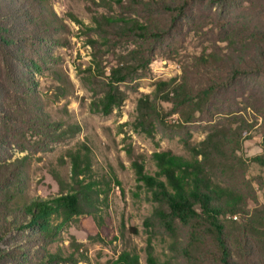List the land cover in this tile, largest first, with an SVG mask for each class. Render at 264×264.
Returning <instances> with one entry per match:
<instances>
[{"label": "rangeland", "instance_id": "obj_1", "mask_svg": "<svg viewBox=\"0 0 264 264\" xmlns=\"http://www.w3.org/2000/svg\"><path fill=\"white\" fill-rule=\"evenodd\" d=\"M8 5L18 7L19 16L10 18ZM88 5L103 11L89 0H0V23L14 39L6 51H14L19 59L15 75L6 80L0 50V103L3 99L11 114L5 123L0 118V210L14 204L7 202L14 189L20 192L17 204L57 195L54 175L70 183L69 153L77 152L90 162L89 175L80 178L107 191L108 232L116 238L105 245L89 239L72 219L52 220L54 226L46 230L30 226L5 233L0 264H107L123 249L135 250L140 264H148L149 233L154 253L160 259L171 256L168 233L149 219L154 203L136 181L132 161L142 162L153 174L154 151L190 157L187 144L203 149L213 179L240 192L248 217L264 227V78L226 87L225 71L197 61L208 54L227 59L233 41L264 32V0H230L223 5L200 0L156 43L100 36ZM139 19L164 25L170 17L142 13ZM122 65L130 70L126 81L115 83L124 95L122 105L109 114L92 110V102L109 83L110 69ZM169 79L174 85L187 83L190 93L212 79L225 84L211 103L196 108L155 96L156 83ZM140 100L149 101L146 110L139 109ZM142 115L154 124L152 136L133 126ZM59 125H77L78 131L58 141L40 131ZM216 130L225 136L201 144ZM233 131L240 134L236 141ZM257 156L263 160H255ZM184 235L179 228L186 246ZM54 252L60 259L48 261L45 256Z\"/></svg>", "mask_w": 264, "mask_h": 264}, {"label": "trees", "instance_id": "obj_2", "mask_svg": "<svg viewBox=\"0 0 264 264\" xmlns=\"http://www.w3.org/2000/svg\"><path fill=\"white\" fill-rule=\"evenodd\" d=\"M89 1L103 10L93 9L89 5L87 7L94 29L100 36L107 38L115 34L120 39L133 37L156 43L162 40L176 21L191 11L193 5L200 0ZM208 1L223 5L228 4L230 0ZM5 9L10 18L19 16L21 12L14 5H8ZM142 13L165 15V19L169 16L170 20L169 22L166 20L164 25H151L139 19ZM15 21L17 22V19ZM7 33L9 28L0 23L3 74L6 80H10L12 75H15L16 66L18 68L19 59H15L14 51L11 53L6 51L14 42ZM197 61L202 65L214 63L216 69L225 71L226 87L243 79L264 78V32L253 31L249 37L233 41L231 54L227 59L208 54L197 57ZM110 70L109 83L91 104L92 110L103 114H109L113 108L122 105L124 95L115 83L126 81L130 74L125 65L112 67ZM173 81L174 79L158 81L155 96L162 94V99L174 102L175 106L190 104L196 108L212 101L215 93L225 84L212 79L206 81L204 87L190 93L186 92L187 83L174 85ZM148 103L149 101L140 100L139 109L146 110ZM0 104L4 105L3 99ZM8 115L11 114L6 111L5 105L0 106V118L3 123ZM133 126L136 130L152 136L154 124L145 116L136 119ZM40 131L52 140L58 141L72 136L78 131V126L59 125L50 131ZM1 134L2 130L0 136ZM234 134L233 138L236 141L240 134L237 132ZM221 136H225L222 131H213L201 141V144L208 142L212 144L213 141H219ZM186 148L190 152V157L175 154L170 150L154 151L151 154V160L156 168L153 174L145 171L142 162L132 161L136 181L154 203L149 219L157 221L170 237L168 249L171 256L160 259L154 253L153 234H148L145 246L147 263L264 264V227L263 225L257 227V223L248 217L243 195L229 186L220 185L213 179L206 167L203 149L189 144ZM69 156L72 165L71 182L66 183L55 174L54 178L59 186L57 195L28 198L20 204L15 203L20 193L18 189H14L15 191L9 195L7 202L13 204L14 201V204L0 210V240L5 233L13 229L34 226L46 230L54 226L52 220L64 223L72 219L87 232L89 239L105 245L112 243L116 237L109 236L108 232L107 191L80 178L90 173V162L85 161L87 159L84 155L70 152ZM255 160L261 162L263 159L257 156ZM11 165L18 167L14 163ZM7 168L12 172V167ZM2 180L0 178V186ZM179 228L185 231L186 246H183L184 241H180ZM45 257L48 261L58 260L60 254L48 253ZM107 264H140L139 255L135 250L123 249Z\"/></svg>", "mask_w": 264, "mask_h": 264}]
</instances>
